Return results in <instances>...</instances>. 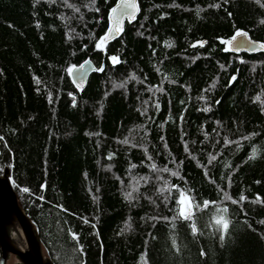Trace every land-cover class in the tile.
<instances>
[{"label": "trees", "instance_id": "trees-1", "mask_svg": "<svg viewBox=\"0 0 264 264\" xmlns=\"http://www.w3.org/2000/svg\"><path fill=\"white\" fill-rule=\"evenodd\" d=\"M138 1L0 0V176L53 264H264V0Z\"/></svg>", "mask_w": 264, "mask_h": 264}, {"label": "water", "instance_id": "water-1", "mask_svg": "<svg viewBox=\"0 0 264 264\" xmlns=\"http://www.w3.org/2000/svg\"><path fill=\"white\" fill-rule=\"evenodd\" d=\"M126 4H135L136 8H127L125 7ZM113 8L116 9V12L113 13L111 11L110 13V27L104 36L107 37V39H105L104 43L101 44L103 47L116 41L124 31L126 24L135 22L140 14L138 0H118ZM246 33L247 37H237L236 41L234 42L235 45L240 48V51L236 52L229 50V52L236 55L247 54L251 56L264 53V49L258 47L259 44L264 43L253 40L249 33ZM248 38L254 42H257V46L254 47L253 45L249 44ZM227 47L231 46L227 45ZM96 71L97 67L95 64L91 60H88L72 69V81L79 90H84L88 85L91 75ZM185 207L186 211L190 210L193 215V205L186 198ZM14 214L18 216L28 240L29 247L24 252L16 249L13 246L7 234L6 227L8 221ZM0 250L3 260H6L9 254H13L18 256L22 264H53V262L44 255L40 238L33 223L27 217L25 211L20 205L13 179L11 178L8 171H6L3 176H0Z\"/></svg>", "mask_w": 264, "mask_h": 264}, {"label": "snow or ice", "instance_id": "snow-or-ice-1", "mask_svg": "<svg viewBox=\"0 0 264 264\" xmlns=\"http://www.w3.org/2000/svg\"><path fill=\"white\" fill-rule=\"evenodd\" d=\"M53 2H54V0H53ZM225 2H227V0H225ZM213 6L218 8L220 5L217 4V5H213ZM125 7H127V8H133V9H134V8H136V5H135V4H126ZM112 12L115 13V12H116V9L113 8V9H112ZM229 15H231V14H229ZM241 36L247 37V33L244 32L243 30H237V31L234 33L233 37H232L230 40L222 41V43L231 46V47H226V48L224 49V51L232 50V51L239 52V51H240V48H239L238 46H236L234 42L236 41L237 37H241ZM105 39H107V37L101 38L100 42L97 44V47H100V45L104 43ZM248 43L251 44V45H253L254 47L257 46V42L252 41L250 38H248ZM193 46H195V45H193ZM201 46H202V45H201ZM258 47L264 49V44H259ZM250 50H253V49H250ZM111 59L113 60L114 63L117 62V58H116V57H112ZM97 70H98V71H103V68L101 67V68H99V69H97ZM69 71L71 72L72 69H69ZM235 80H236V76H232L231 79H230V83L235 82ZM204 91H208V89H205ZM201 99H204V97H201ZM217 103H219V101H217ZM2 139H3V137H0V140H2ZM213 159H215V157H213ZM153 167H155V165H153ZM0 171H3V169H0ZM164 171H167V169H164ZM172 175H176V173H172ZM44 189H46V184H42V185H41V190L43 191ZM20 190H21L23 193H30V189L27 188V187H24V188H22V189H20ZM37 198L40 199V200H42V201L44 200V197H43L42 195H41V196H38ZM241 199L243 200L244 197H241ZM188 201H189V202L191 201V198H190V197L188 198ZM178 202L182 205V207H181V211H180V216H181L183 219H185V220H191V219H192V212H191L190 210H188V211L185 210V208H184L185 200L182 198V199H181L180 201H178ZM256 202H259V201L257 200ZM233 203H235V201H233ZM204 204L207 205L208 202L205 201ZM61 207H62V206H61ZM63 210H64V211H67L66 209H63ZM224 211H227V209H224ZM85 222H87V221H85ZM215 223H216L218 226H220V227L218 228V231L221 232V235H220L219 239H220L221 243H223V240H224L225 234H226V232H227L228 224H227V222H225V221L222 220V219H217V220L215 221ZM262 223H264V221H262ZM194 227H195V226L193 225V228H194ZM72 238H73L74 240H77V241H78V236H77L75 233L72 234ZM79 251H80V252L83 251L82 247L79 249ZM201 254L203 255L204 253H201Z\"/></svg>", "mask_w": 264, "mask_h": 264}, {"label": "bare ground", "instance_id": "bare-ground-1", "mask_svg": "<svg viewBox=\"0 0 264 264\" xmlns=\"http://www.w3.org/2000/svg\"><path fill=\"white\" fill-rule=\"evenodd\" d=\"M6 228H7V234L13 246L20 251L23 252L26 251L29 247L28 240L23 230V227L20 223V220L16 214H14L12 218L8 221ZM44 255L45 257H47L45 253ZM11 257H15L18 261H20V259L16 255L10 254V258Z\"/></svg>", "mask_w": 264, "mask_h": 264}, {"label": "rangeland", "instance_id": "rangeland-1", "mask_svg": "<svg viewBox=\"0 0 264 264\" xmlns=\"http://www.w3.org/2000/svg\"><path fill=\"white\" fill-rule=\"evenodd\" d=\"M186 210V207H185ZM2 264H22V262L20 263V261H18L15 257H11L10 258V254L8 255V257L6 258V260L2 258Z\"/></svg>", "mask_w": 264, "mask_h": 264}]
</instances>
